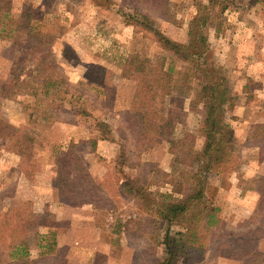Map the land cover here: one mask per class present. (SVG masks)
<instances>
[{
  "label": "rangeland",
  "instance_id": "1",
  "mask_svg": "<svg viewBox=\"0 0 264 264\" xmlns=\"http://www.w3.org/2000/svg\"><path fill=\"white\" fill-rule=\"evenodd\" d=\"M230 1L219 35L213 27L206 28L231 96L226 118L233 128L235 155L211 175L206 191L208 202L219 206L223 223L216 227L209 245L187 248L178 264H185V260L187 264H244L258 250L264 251V215L258 209V195L241 188L246 178L264 177V152L260 148L264 138L253 137L255 126L264 122V0ZM196 2L208 0L11 1L16 16L26 10L38 14L33 25L49 34L52 44L35 48L36 42L24 46L16 40L0 39V88L8 83L19 84L25 78L32 82L49 77L67 93V101L63 110L50 111V116L57 118L52 121L42 117L44 104L31 94L5 97L7 91L21 88H1L0 118L21 130L35 129L41 136L34 143L30 159L14 151L16 139H0V222L7 211L40 212L59 221L57 230L62 229L65 234L62 239L68 245L71 242L84 246L81 250L85 253L106 243L110 252L108 264H154L156 258L166 256V226L142 211L135 191L123 190L126 177L142 179L138 175L140 161L151 157L149 153L156 145L135 156L141 149L137 137L140 129L131 122L127 111L138 83L122 76V72L125 60L132 54L163 62L166 67L173 56L151 32L142 30V25L127 23L123 15L144 13L150 23L169 36L185 41L189 21L199 7ZM214 5L217 16V2ZM230 37L232 45L228 44ZM176 65L183 63L178 61ZM200 89V81L196 80L188 96L164 94L159 100L165 110L168 106L190 108V113L181 115L168 138L194 135L198 150L205 142L201 105H194ZM70 98L74 101L70 102ZM82 105L86 113L76 115L72 106ZM101 120L111 128V144L100 149V155L80 154L86 153L82 150L89 145L80 143L85 132L92 131L91 136L103 140L100 127H95ZM168 138L157 144L156 162L166 170L171 169L172 159ZM125 142L126 153L122 156L121 145ZM170 189L169 184L161 188ZM75 190L80 191L81 199L75 197ZM93 216L99 239L88 224ZM83 218L87 222H82ZM37 236L32 232L30 241L33 243ZM109 236L113 242L108 241ZM9 243L8 237L5 243L0 240L3 264L12 262ZM70 248L69 245L68 256ZM32 253L37 264L56 260L40 256L36 247ZM77 254L74 253L77 259L83 257Z\"/></svg>",
  "mask_w": 264,
  "mask_h": 264
},
{
  "label": "trees",
  "instance_id": "2",
  "mask_svg": "<svg viewBox=\"0 0 264 264\" xmlns=\"http://www.w3.org/2000/svg\"><path fill=\"white\" fill-rule=\"evenodd\" d=\"M11 1L0 0V39L16 40L24 46L36 42L35 48H42L45 43L51 45L49 34L33 25L32 21L38 14L26 10L16 16ZM214 2H217V16L214 12ZM230 2H196L199 7L189 21L188 39L185 41L169 36L153 22L150 23L148 15L144 13L123 15L127 23L142 25V30L151 32L158 44L173 56V61L168 67L163 62H155L139 54H132L125 60L122 76L135 79L138 83L132 106L127 111L132 118L131 122L140 129L137 137H140L138 141L141 149L136 151L135 156L167 139L170 131L181 120V115L188 114L186 108L168 106L165 110L159 104L160 97L164 94L185 97L193 90L196 80L201 84L194 105H201V132L205 139L202 149L198 150L196 147L194 135L168 138L171 143V169H163L158 162L142 159L138 173L142 175V179L128 176L123 183L125 192L135 191V195L140 197L142 211L153 215L156 223L166 226L163 240L166 256L156 258L154 264H178L187 248L209 245L216 227L223 223L219 206L208 202L206 191L211 175L235 155L233 128L226 118L231 96L226 77L216 63L214 47L206 28L213 27L219 35L224 21L223 14L230 7ZM178 61L183 63V66L176 65ZM30 79L19 80V84H4L2 89L14 86L21 88L16 92L7 91L4 96L31 94L44 104L42 117L57 120L56 117L50 116L53 115L50 111L64 109L67 93L59 88V83L52 78L46 77L42 81L33 79L32 82ZM70 99V102L74 101ZM72 111L76 115L85 114L86 107L72 106ZM98 126L103 139L111 140L109 124L101 120L95 125L96 128ZM254 131L253 137L264 138V122L257 124ZM40 136L41 133L35 129L21 130L20 126L0 118V139H16L14 151L28 159L32 158L34 143ZM98 139L99 137L82 140L80 143H89L82 151L95 150ZM125 147L126 142L121 145L122 156L126 153ZM260 148L264 152V145ZM167 184L171 189L161 190L162 186ZM241 188L257 193L258 209L264 215V177L246 178ZM74 193L75 197L81 199L79 190ZM58 223L59 221H52L40 212L7 211L0 222V240L5 243L8 237L11 264H37L38 259L36 260L32 253L34 247L38 249L40 256L55 257L56 260L51 264H108V254L99 251L87 262H70L67 256L68 246L58 245ZM175 226L178 228L172 229ZM32 232L38 234L35 244L30 241ZM109 237L108 241L113 242L112 236ZM187 261L185 260V264ZM0 264H3L1 254ZM244 264H264V251L258 250L254 258L246 260Z\"/></svg>",
  "mask_w": 264,
  "mask_h": 264
},
{
  "label": "crops",
  "instance_id": "3",
  "mask_svg": "<svg viewBox=\"0 0 264 264\" xmlns=\"http://www.w3.org/2000/svg\"><path fill=\"white\" fill-rule=\"evenodd\" d=\"M231 41L233 42V40H232V38L230 37L229 38V43L228 44H230L231 43ZM234 43V42H233ZM230 45H232V44H230ZM186 110L189 112L190 111V108L189 107H186ZM190 113V112H189ZM90 131V130H89ZM86 133V136H84V137H81L80 139V142L82 141V140H85V139H90V138H95L94 136H91L92 135V131L91 132H88V134H87V132H85ZM78 141V140H77ZM78 143H79V141H78ZM161 143V142H160ZM160 143H158V144H160ZM111 143L109 142V140L108 139H98V143H97V146H96V149L95 150H91V151H83V152H86V153H80V154H85L86 156L88 155V156H91L92 154H97V153H99L100 152V149H102V148H107L109 145H110ZM152 150V152H150L149 154H151V157H149L148 159L147 158H144L143 159V157H142V159L143 160H149V161H158L159 162V157L157 156V150H158V147H157V145H156V147H154V148H152L151 149ZM82 152V151H81ZM148 154V155H149ZM97 155H100V154H97ZM104 155V154H103ZM161 166V165H160ZM167 169V168H166ZM91 208H92V210H94L95 211V205H89ZM97 210V209H96ZM96 217L95 216H93L91 219H88V224H89V226L90 227H92V229H93V231H94V233L96 234V236H97V238L99 239V236H98V234H99V232H98V229H97V227H98V225H97V222H96V219H95ZM75 222V220L74 219H72V223H74ZM82 222H87V219H85L84 220V218H83V221ZM94 234V235H95ZM64 233H63V231H62V229L60 230L59 229V231H58V235H57V239H58V245L60 246V247H67L68 246V248H69V245L71 246V248H70V253H69V256H68V259H69V261L70 262H72V263H83V262H87V261H89L91 258H92V256H93V254L94 253H96V252H98V251H100V252H103V253H106V254H110V252L107 250V244L106 243H101V244H99L96 248H94V249H89L88 251H86V253L87 254H89V258L86 260V258H85V250L84 251H82L84 248V246H81V245H79V244H73V243H71V242H69L70 244L68 245V242H66L64 239H62V238H64ZM63 236V237H62ZM93 238V237H92ZM96 242L98 243V240L96 239ZM81 247V248H80ZM82 249V250H81ZM74 253H78V254H81L83 257H81V259H77L76 257H74L75 255H74ZM77 254V255H78ZM71 256L73 257V258H75L74 260L71 258Z\"/></svg>",
  "mask_w": 264,
  "mask_h": 264
}]
</instances>
